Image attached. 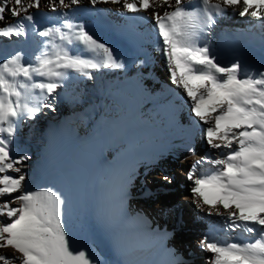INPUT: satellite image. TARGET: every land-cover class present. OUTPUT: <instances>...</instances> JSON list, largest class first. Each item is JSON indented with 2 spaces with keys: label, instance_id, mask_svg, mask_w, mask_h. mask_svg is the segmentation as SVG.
<instances>
[{
  "label": "bare ground",
  "instance_id": "1",
  "mask_svg": "<svg viewBox=\"0 0 264 264\" xmlns=\"http://www.w3.org/2000/svg\"><path fill=\"white\" fill-rule=\"evenodd\" d=\"M117 7L93 8L85 0L69 13L124 67L94 70L91 78L71 72L57 90L56 110L20 124L16 142L31 156L26 186L60 193L74 248L86 249L98 264H207L210 253L200 247L204 236L246 237L223 231L220 217L193 203L186 177L195 157L188 148L203 154L202 125L193 123L191 102L169 78L154 21L120 14ZM37 19L42 27L60 24L58 13L43 8ZM40 40L31 30L27 39L0 38V60L20 51L32 62ZM207 42L224 65L239 60L250 71L264 70V21L229 10ZM163 75L177 92H151ZM164 176L183 180L187 188L172 190ZM181 214L184 227L173 239L188 252L168 254L163 243L173 230L171 219Z\"/></svg>",
  "mask_w": 264,
  "mask_h": 264
},
{
  "label": "snow or ice",
  "instance_id": "2",
  "mask_svg": "<svg viewBox=\"0 0 264 264\" xmlns=\"http://www.w3.org/2000/svg\"><path fill=\"white\" fill-rule=\"evenodd\" d=\"M84 3L0 0V38L27 39L30 30L41 38L32 62L20 51L0 60V264H98L86 249L74 248L60 193L27 188L31 156L16 142L21 123L45 109L56 110L57 90L71 72L91 78L94 70L124 67L84 23L69 18ZM87 4L119 5L115 10L120 14H143L140 19L154 21L169 78L191 102L193 123L202 125L203 154L188 148L195 157L186 177L193 203L220 217L223 231L246 237L221 241L204 236L200 247L210 253L207 264H264V70L250 71L239 60L224 65L207 42L218 18L229 10L264 21V0ZM42 8L58 13L60 24L42 27L37 19ZM163 180L171 182L168 176Z\"/></svg>",
  "mask_w": 264,
  "mask_h": 264
},
{
  "label": "rangeland",
  "instance_id": "3",
  "mask_svg": "<svg viewBox=\"0 0 264 264\" xmlns=\"http://www.w3.org/2000/svg\"><path fill=\"white\" fill-rule=\"evenodd\" d=\"M166 79H167L166 76L164 77V75H163V76H161V78L159 80H154L153 88L151 89V92L154 91V93H155L156 92L155 90H157L158 93L159 92L161 93L160 95H163V94H166V93H171L172 91L177 92L176 88L171 87L170 85H168ZM170 180H171V182L170 183L166 182V184L172 190H184V189L187 188L185 182L183 180H181V179H177L174 176H171ZM145 209H147V208L145 207ZM183 221L184 220L182 218V214L181 215H176V217L171 219V223L173 224V230H171V234L166 237V239H165V241L163 243L162 251H167L168 254H174V253H177V252H181V253H187L188 252L187 249L181 248L180 244L176 243L174 241V239H173L183 229V227H184V222Z\"/></svg>",
  "mask_w": 264,
  "mask_h": 264
}]
</instances>
